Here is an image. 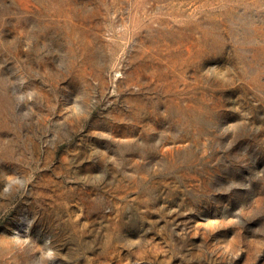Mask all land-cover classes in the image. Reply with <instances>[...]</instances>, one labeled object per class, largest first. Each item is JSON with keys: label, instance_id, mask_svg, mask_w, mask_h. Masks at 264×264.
Segmentation results:
<instances>
[{"label": "rangeland", "instance_id": "rangeland-1", "mask_svg": "<svg viewBox=\"0 0 264 264\" xmlns=\"http://www.w3.org/2000/svg\"><path fill=\"white\" fill-rule=\"evenodd\" d=\"M0 264H264V0H0Z\"/></svg>", "mask_w": 264, "mask_h": 264}]
</instances>
